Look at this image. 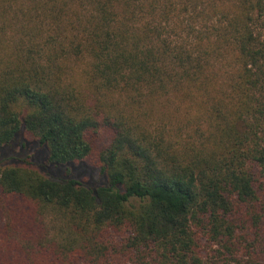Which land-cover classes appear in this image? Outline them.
Returning <instances> with one entry per match:
<instances>
[{"label":"trees","instance_id":"obj_1","mask_svg":"<svg viewBox=\"0 0 264 264\" xmlns=\"http://www.w3.org/2000/svg\"><path fill=\"white\" fill-rule=\"evenodd\" d=\"M2 37L0 264H264V0H0Z\"/></svg>","mask_w":264,"mask_h":264},{"label":"rangeland","instance_id":"obj_2","mask_svg":"<svg viewBox=\"0 0 264 264\" xmlns=\"http://www.w3.org/2000/svg\"><path fill=\"white\" fill-rule=\"evenodd\" d=\"M15 29V28H14ZM11 33L10 31L7 32V37H10ZM8 47L7 40L2 37V43L0 45V48L3 49L4 52H6V49ZM79 71L76 72L75 78L78 79ZM25 138V137H24ZM88 139L90 140L93 148V155L86 161L81 163L78 167V171L81 173L79 175V179L81 181H86L87 183H101L103 182V179L100 177L99 170L96 167V159L95 155L102 149H105L108 147L111 135L107 130H101L98 135H88ZM26 141H24L27 145V148L29 149V152L32 154L35 152L37 148V144L34 141H30L25 138ZM35 154V164H38L43 157V154L39 152L38 155ZM21 157L19 155V150L15 147L14 148V158ZM16 162V161H14ZM77 171V172H78ZM78 172V173H79ZM79 173V174H80ZM23 202L19 198H11L6 199L2 196H0V262L1 261H11L13 262L15 259H19L22 256L23 248L19 247L15 239L11 238L8 243H1L2 237L6 234H3L7 227L9 226V218L12 215L16 209H22L23 208Z\"/></svg>","mask_w":264,"mask_h":264}]
</instances>
